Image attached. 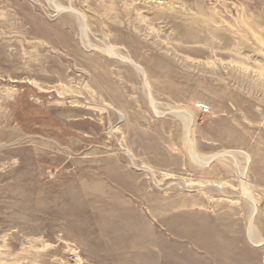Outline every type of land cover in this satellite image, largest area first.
I'll return each instance as SVG.
<instances>
[{"label": "rangeland", "instance_id": "1", "mask_svg": "<svg viewBox=\"0 0 264 264\" xmlns=\"http://www.w3.org/2000/svg\"><path fill=\"white\" fill-rule=\"evenodd\" d=\"M0 264H264V0H0Z\"/></svg>", "mask_w": 264, "mask_h": 264}, {"label": "bare ground", "instance_id": "2", "mask_svg": "<svg viewBox=\"0 0 264 264\" xmlns=\"http://www.w3.org/2000/svg\"><path fill=\"white\" fill-rule=\"evenodd\" d=\"M82 31H83V30H82ZM82 35H83V34H82ZM229 152H235V151H229ZM237 152H238V151H237ZM237 152H236V153H237ZM238 154H239V153H238ZM192 156L195 157L194 154H192ZM210 159H211V158H210ZM210 159H207V160H210ZM197 160H198V159H197ZM198 161H200V160H198ZM200 163H201V161H200ZM204 163L206 164L207 162H204Z\"/></svg>", "mask_w": 264, "mask_h": 264}]
</instances>
